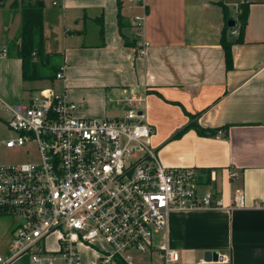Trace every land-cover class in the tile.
Listing matches in <instances>:
<instances>
[{"label": "crops", "instance_id": "1", "mask_svg": "<svg viewBox=\"0 0 264 264\" xmlns=\"http://www.w3.org/2000/svg\"><path fill=\"white\" fill-rule=\"evenodd\" d=\"M117 1L56 0L64 22L73 24L64 34L72 44L50 49L63 64L61 93L77 104L78 114L107 116L112 88L143 91V119L152 127L159 161L193 167L201 189L221 197L222 207L169 213L168 242L179 253L174 264H264V0L249 3L242 39L231 45L230 68L219 42L225 16L218 2L227 8L241 0H119V9ZM142 12L135 37L133 14ZM232 28L229 39L238 35ZM21 68L19 57L0 55L1 102L16 104L31 89ZM193 116L220 132L188 128L176 135ZM235 188L242 189L244 206L228 209ZM13 224L0 219L2 256ZM214 250L220 258L205 260ZM80 253L81 264H89L92 250L81 246ZM28 261L21 254L5 264Z\"/></svg>", "mask_w": 264, "mask_h": 264}, {"label": "built area", "instance_id": "2", "mask_svg": "<svg viewBox=\"0 0 264 264\" xmlns=\"http://www.w3.org/2000/svg\"><path fill=\"white\" fill-rule=\"evenodd\" d=\"M144 15L133 14L138 35ZM6 53L1 45L0 55ZM61 77L62 69L55 74ZM118 94L121 113L112 118L78 115L77 104L51 87L9 106L7 126L15 135L3 145H35V155L0 164V215L19 217L0 264L21 254L28 264H81V246L92 250L89 264H133L131 253L153 251L161 264H174L179 253L168 242L169 213L224 206L214 190L201 189L193 167L159 161L143 119L146 94ZM230 202L228 209L244 206L241 188Z\"/></svg>", "mask_w": 264, "mask_h": 264}, {"label": "rangeland", "instance_id": "3", "mask_svg": "<svg viewBox=\"0 0 264 264\" xmlns=\"http://www.w3.org/2000/svg\"><path fill=\"white\" fill-rule=\"evenodd\" d=\"M18 1V6H11L13 0H0V45H4L8 47V49H12L14 46V42L17 41L19 36L18 28L20 23V0ZM242 2H248L249 0H241ZM43 37H44V48L45 50L50 49H63L64 45H71L73 39H66L65 34V25L69 28L73 29L72 22H64L63 16L60 14L59 5H53L51 0H43ZM136 4L142 5V1H134ZM237 2V1H236ZM238 5V4H237ZM237 5L229 4L227 6V10L230 16L236 18L237 16ZM239 11V10H238ZM135 37H138L137 27L135 24ZM66 39V41L64 40ZM78 39V38H77ZM15 52V51H13ZM55 52V51H54ZM14 56V55H10ZM60 56L58 53H53L50 56V64L59 65L60 64ZM28 89L26 92H23L22 98L17 101L21 102L23 100V96L29 91H33L39 88H53L56 92H61L62 83L61 79L53 77L50 78H39L33 79L32 81H27ZM30 91V92H31ZM111 93V94H110ZM107 93L111 96L112 101L108 100V113L106 117L112 118L114 112L118 111L119 106L115 103V98L119 96L117 93V89L112 88L111 92ZM16 102V103H17ZM13 104H5L0 101V164L2 162H20L25 160H30L34 158L35 155V145L31 144H22L18 147H6L3 145L2 141L7 138L14 136L15 133L7 126V120L9 119L11 113L9 111V106ZM81 115V114H78ZM88 117H101V115H85ZM153 145V143H152ZM157 156V155H156ZM5 222L16 223L19 220V217L13 214H4L0 217ZM156 240L160 237V233L155 235ZM52 242L51 239H49ZM159 253L157 251L151 252L149 254H141L138 252L131 253L132 259L131 262L133 264H161L159 257Z\"/></svg>", "mask_w": 264, "mask_h": 264}, {"label": "trees", "instance_id": "4", "mask_svg": "<svg viewBox=\"0 0 264 264\" xmlns=\"http://www.w3.org/2000/svg\"><path fill=\"white\" fill-rule=\"evenodd\" d=\"M20 23L18 28L19 36L17 41L14 42L12 49H7V54L14 55L20 58L21 61V79L23 81H32L33 79L39 78H50L55 77L56 72L62 69L63 64L54 65L50 64V56L55 53L52 50H45L44 48V37H43V14L42 9L44 5H38V0H20ZM241 1L238 3V13L236 18H232L228 15L226 5L223 2H218L223 14L225 16V22L221 31L219 42L223 48V57L225 58V67L230 68L232 66L231 58V45L235 42H239L242 39L246 18L248 14V6L250 2ZM18 1L13 0L11 6H18ZM120 1H117V7L119 9ZM121 13L117 10V20L120 22ZM231 18L234 20V24L231 26L227 25V20ZM100 19V18H99ZM98 20V18H97ZM100 35L103 33L102 21L99 20ZM238 25V35L233 38H228L227 29ZM128 42H125L127 44ZM129 43H132L129 42ZM15 51V52H13ZM197 113L194 115L196 116ZM193 116L185 126L180 128L176 135L188 128H195L199 133L204 134H215L217 128L215 127H203L200 126ZM119 264H127L119 260Z\"/></svg>", "mask_w": 264, "mask_h": 264}, {"label": "water", "instance_id": "5", "mask_svg": "<svg viewBox=\"0 0 264 264\" xmlns=\"http://www.w3.org/2000/svg\"><path fill=\"white\" fill-rule=\"evenodd\" d=\"M43 4H44L43 0H38V5H43ZM233 24H234V20L229 18L227 20V25L231 26ZM218 258H220V255L218 254V251H216V250H214V251H206L204 253V259L205 260H214V259H218Z\"/></svg>", "mask_w": 264, "mask_h": 264}]
</instances>
